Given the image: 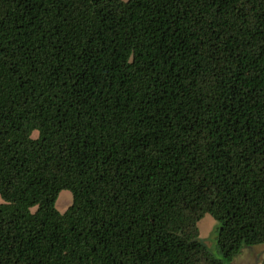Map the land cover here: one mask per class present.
Returning <instances> with one entry per match:
<instances>
[{
	"label": "trees",
	"instance_id": "obj_1",
	"mask_svg": "<svg viewBox=\"0 0 264 264\" xmlns=\"http://www.w3.org/2000/svg\"><path fill=\"white\" fill-rule=\"evenodd\" d=\"M0 195V264L264 245V0H0Z\"/></svg>",
	"mask_w": 264,
	"mask_h": 264
},
{
	"label": "rangeland",
	"instance_id": "obj_2",
	"mask_svg": "<svg viewBox=\"0 0 264 264\" xmlns=\"http://www.w3.org/2000/svg\"><path fill=\"white\" fill-rule=\"evenodd\" d=\"M38 136V131L33 132V137L36 138ZM3 202V199L0 195V203ZM73 202V195L70 190H63L59 194V197L56 202V207L60 212H65L67 208ZM216 224L215 219L212 215L206 214L198 223L200 236L207 241L209 245L213 249L215 248V238L212 236V229ZM264 259V245H259L250 250L244 251L243 254L238 256L234 264H262Z\"/></svg>",
	"mask_w": 264,
	"mask_h": 264
}]
</instances>
